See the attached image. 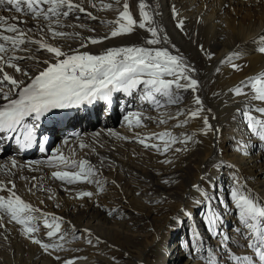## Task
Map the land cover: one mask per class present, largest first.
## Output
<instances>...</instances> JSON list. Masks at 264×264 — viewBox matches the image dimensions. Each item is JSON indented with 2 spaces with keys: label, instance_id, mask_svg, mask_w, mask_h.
Masks as SVG:
<instances>
[{
  "label": "bare ground",
  "instance_id": "bare-ground-1",
  "mask_svg": "<svg viewBox=\"0 0 264 264\" xmlns=\"http://www.w3.org/2000/svg\"><path fill=\"white\" fill-rule=\"evenodd\" d=\"M75 2L82 3L86 11L91 12L97 19H89L85 13H75L70 15L64 23L87 25L88 28L95 29V31H88L81 27L60 29L65 32L80 33L81 38L75 39H52L45 35V39H48L55 46H60L62 50H69V46L71 49L79 48L80 44L84 42L83 38L110 34L116 25L109 22L118 18L125 2L129 3L134 18L138 21L141 19L138 6L140 0H119V3H116L115 0H103L104 4H113L111 9L100 8V0H75ZM92 2L97 3L98 7L93 8ZM145 2L149 5L146 10L153 13L154 21L159 28L166 32L180 53L196 68L197 71L194 75L200 81L198 94L204 101L206 109L212 110L211 115H209V122L214 127H218L220 131L216 135L212 133L203 135L200 132L203 124L199 118L190 120L182 128H175L174 125L183 121L184 116L171 119L166 124H159L155 119H144L145 116L159 117V112L151 109L145 102L134 99L127 101L125 109L121 108L120 104H115L113 111L109 112L110 114L102 112V110L97 111L99 107H96L94 119H91L89 114H76L68 120V124L64 128L57 131L56 142L57 139L60 140L55 149L61 148L62 153L66 156H71L78 161L88 159L93 165H97L100 168L98 178L102 182L103 191H100V188L94 183L81 182L67 185L52 179L51 172L59 169L49 167L46 163L40 165L34 163L35 161H47L51 154L47 158L40 157L39 154L23 155L20 158L15 155L8 156L4 151L0 152V164L8 163L13 158L20 165L33 163L37 170L31 171L25 167L17 171L15 177H12L16 182L17 194L42 212L63 218L62 232L68 231L71 234L67 240L71 239L78 229L91 231L92 245L97 244L96 246L99 248L95 249L100 253L97 251L95 252L97 254H92L88 248L90 244L87 242L86 249H84L87 253L83 250H77L74 253L60 255V257L75 259V264H109L112 261L103 253L106 254L110 251L111 241L114 240L118 232L113 233L111 230L106 231L104 228L92 225L83 226L82 223L85 218H90L91 215L94 220L96 218L105 224L110 221V213L100 210V202L98 201L102 196H107L110 201H115L118 205L126 203L134 208L135 212H145L146 216L167 213L169 217H176V221H178L171 230L176 233L182 219L185 218V214L191 213L195 232L198 230L207 244L217 249L220 240L213 239L207 233L203 234V222L195 215L197 207L203 203L199 205L195 203L196 200L201 199V196L193 189V185H201L203 189L209 191L210 195H214L216 190L215 196L223 199L229 205L230 212L224 214V228L233 241H240V237L235 234L233 227L229 229L231 228V221H234L231 217L234 207L229 198V190L232 184L230 180L227 181L222 169H217L213 165L220 160L232 165L230 173L239 170L238 174L242 178L241 181H246L247 189L255 193L258 199L264 200V147H259L260 142L253 139L249 143L256 145V147L250 154H243L236 150L237 143L234 142V138L237 142H244L249 134L246 125L239 116L235 120L233 119L236 109L244 107L245 97H236L229 92V89L234 88L241 81L264 72V54L256 50L258 47L264 46L261 43L262 38H264V0H145ZM76 16H79L81 20L74 19ZM180 20L184 22L183 32L177 28ZM33 23L28 18L27 27H32ZM149 35L144 30L137 29L135 33L130 35L118 36L95 45L88 44L87 48H79V51L101 54L108 47L142 44V38ZM201 45L208 52L214 53L212 59L207 58V53L202 54ZM233 53H238V55L232 63L240 65V70H235L232 63H221ZM42 54L47 55L45 58L50 55L46 52L36 53L40 59H44L40 57ZM21 67L29 69L30 67L37 68V65L32 60H28L23 62ZM217 68H220L219 72L216 71ZM8 71L11 72V69ZM30 71L35 72L36 70L31 69ZM22 78L17 74V79ZM249 90L246 89L245 91ZM182 95L183 102L169 106L167 109L169 114L174 115L178 108L187 109L192 106L193 94L191 91L182 93ZM256 103L259 106H264V102ZM146 109L147 111H145ZM119 111L123 116H120ZM101 112L102 115H100ZM135 112L143 113L142 125L129 128L124 117ZM107 116L112 122H115L114 117L120 118V125L118 126L119 122L109 123ZM213 116L215 119L212 118ZM98 118H102L101 124L99 123L97 127L93 125L85 128V124L96 123ZM80 128H82V134L76 138L77 132L75 131ZM109 131L126 137H133L134 133L149 135L171 131L174 135H179L195 132L197 133L196 140L199 142L190 143L187 146V151L175 155L171 152L166 154L172 163H161L160 161L165 159V156L151 150H145L138 143L110 136ZM97 133L100 134L99 138L96 136ZM221 134H224L226 142H229V144L224 143L227 146L221 144L219 139ZM66 139L68 143L64 144ZM81 140L89 144L103 145L97 147L96 151L99 156L108 157L109 160L101 165L96 154L88 148H79ZM176 146L179 147V145ZM205 175L208 176L207 181L201 179ZM21 176L41 178L36 183L40 188L48 191L38 188L29 192L28 188L31 184L28 180L21 179ZM8 179L9 177L0 173V180L7 181ZM165 180H168V183H164ZM209 182L214 184L216 189L209 187ZM79 191H91L94 195L91 198L80 199L77 197ZM214 207L219 212H224L218 202H214ZM74 215L77 218L71 219ZM0 222L5 224L7 228L6 232L0 229V244L3 243L0 245V264H63L55 262L57 254L49 255L43 252L38 245L31 243L29 239L30 243L26 241L19 225L14 222L10 223L7 218ZM12 225L16 228H11ZM72 226H74L75 231H73ZM40 229H46L42 222L39 232ZM85 234V239L88 240V235ZM44 237H47L46 234L39 235V238L49 242ZM161 237V231L156 229L154 239L147 243L144 251L138 253V257L132 258L128 252H123L126 260L133 261V264H162L163 261L167 264L171 252L167 245L170 237L167 236L164 240ZM97 238H99V242H97ZM158 240L160 241L158 242ZM243 244L246 242L230 243L229 246L240 255L251 254V250L242 246ZM4 245L8 247L5 248ZM126 253H128V257H126ZM116 254L121 256L117 252ZM185 264H204V262L194 258L187 260Z\"/></svg>",
  "mask_w": 264,
  "mask_h": 264
},
{
  "label": "snow or ice",
  "instance_id": "snow-or-ice-1",
  "mask_svg": "<svg viewBox=\"0 0 264 264\" xmlns=\"http://www.w3.org/2000/svg\"><path fill=\"white\" fill-rule=\"evenodd\" d=\"M119 3V0H115ZM93 8L98 5L92 2ZM139 9L141 19L138 21L130 11L129 3L122 6L118 18L110 21L116 25L110 34L101 37H86L79 48H87L88 44L102 43L104 40L123 35H130L137 29L149 33L144 37L143 43L131 46L108 47L101 54H93L88 51L81 52L79 48L62 50L45 39V35L52 39L56 38H81L80 33L65 32L60 29L67 27H81L94 32L95 29L87 25H69L64 21L75 13H85L89 19H97L91 12H87L82 3L75 0H0V145L10 143L15 145L18 151H27L39 147L38 129L42 118L54 110L79 109L96 102H104L105 106L114 103L115 96L122 94L125 97L145 102L151 109L159 112V117H148L144 119H155L159 124H166L171 119L179 121L175 128L184 127L192 119H201L203 127L200 132L203 135L218 134L220 129L209 122L212 110L206 109L204 101L198 94L200 81L195 78L196 68L190 64L186 57L180 53L166 32H163L154 21L153 13L146 9L149 5L145 0H140ZM100 8L111 9L112 3L104 4L100 0ZM175 12V10H174ZM178 15V14H177ZM28 18L34 23L27 27ZM76 16V19H79ZM177 28L183 32L184 22L180 20ZM264 45V38L261 40ZM207 58L212 59L214 53L208 52L200 46ZM264 54V46L256 49ZM46 52L50 54L45 59H40L36 53ZM238 53L229 55L222 64L232 63ZM32 60L37 69L31 72L28 68L21 67L23 62ZM235 70H240V65L232 63ZM11 69V72L8 71ZM217 72L220 68L216 69ZM19 74L22 79H17ZM250 89L249 91H245ZM192 96L190 108H178L174 115L167 112L169 106L178 105L183 102L182 93L189 92ZM236 97H245L243 108H237L233 116H237L245 123L248 136L244 142L237 143V151L250 154L256 145H250L253 139L258 140L259 147H264V106L256 102H264V72L246 80L229 89ZM162 110V111H161ZM147 111V109L145 110ZM207 113V114H206ZM142 112H135L124 117L129 128L142 125ZM215 119V117H212ZM110 136L120 140L140 144L145 150L165 156L161 163H172L166 154L173 155L187 151L190 143L196 140L197 133H181L174 135L171 131L141 135L134 133L133 137L121 136L119 133L109 131ZM99 133L96 134L99 138ZM47 143V138H45ZM67 139L64 144H67ZM176 145H179L177 147ZM95 145L84 142L79 143L80 149L88 148L96 154L103 165L108 157L99 156ZM41 151L45 149L41 148ZM3 148H0V152ZM36 165L47 164V166L59 169L52 171L50 176L67 185L81 182L94 183L103 191L101 180L98 178L100 168L93 165L88 159L79 161L66 156L61 148H56L47 161H35ZM28 168L37 170L33 163L25 165L18 164L16 159H10L8 163L0 164V173L9 177L7 181L0 180V221L5 218L10 223L14 222L20 226L21 233L38 245L43 252L51 255L54 251L63 248V242H68L71 235L68 231L62 232L63 218L54 214L42 212L32 204L26 202L17 194L16 182L12 177L17 171ZM217 169L232 167L225 161L220 160L213 165ZM28 180L31 186L29 192L34 189H42L36 183L41 179L35 176L20 177ZM207 181L208 176H202ZM232 187L229 190V198L234 207L238 219V225H233V231L240 237V241H233L224 228V214L230 212L229 205L215 195H210L207 189L201 185L194 184L193 189L197 191L201 199L196 204H205L206 211L203 212L205 228L213 239H219L218 249L208 245L199 231L192 233L190 230L189 255L200 259L204 264H264V200L258 199L256 194L247 189L246 181H241L235 171L230 175ZM164 183H168L165 180ZM209 187L215 188L209 182ZM68 191V189H65ZM139 194V193H138ZM91 191H79L77 197L83 199L91 198ZM218 202L224 212H219L214 207ZM191 216V213H187ZM46 227V236L49 242L39 238L40 223ZM75 231L74 226H72ZM0 229L7 231L6 225L0 222ZM88 235V244H92L91 231L84 229ZM73 239L80 238L72 235ZM195 240L193 245L192 241ZM99 242V238H97ZM246 242L251 254L240 255L230 247V243L236 244ZM219 253V255H217ZM60 260V256H55ZM63 264H75V259L64 260Z\"/></svg>",
  "mask_w": 264,
  "mask_h": 264
},
{
  "label": "rangeland",
  "instance_id": "rangeland-1",
  "mask_svg": "<svg viewBox=\"0 0 264 264\" xmlns=\"http://www.w3.org/2000/svg\"><path fill=\"white\" fill-rule=\"evenodd\" d=\"M74 19H76V17H74ZM78 21L81 20V18L76 19ZM103 24V23H102ZM47 55L42 54L40 57L44 58ZM27 62V61H26ZM26 68V67H25ZM31 69H37L34 67H30L29 70ZM175 106V105H173ZM120 113V111H119ZM100 115H102V112L100 113ZM120 116H123L120 113ZM108 118V122H112L111 119L107 116ZM115 122L112 123H118V126L120 125V121L118 117H114ZM122 118V117H121ZM102 122V118H98L96 123H88L85 124V128L88 126H93L97 127V125H99V123L101 124ZM240 124V123H239ZM245 124V123H244ZM77 136L76 138L82 134V128L78 129L77 131ZM224 137V138H223ZM219 139L221 141V144L223 143V145L229 144V142H226V138L224 136V134L219 135ZM60 139H57V142H55V147L56 144L58 143ZM226 143V144H224ZM258 143V142H257ZM227 146V145H226ZM227 148V147H226ZM229 153V152H228ZM231 153V152H230ZM258 155V152H257ZM230 165V164H228ZM232 166V165H231ZM222 172L225 173L226 175V179L227 181L230 180V175L232 173H230V171L232 170L231 167L228 168H221ZM239 170H235L236 175H238L240 177V175L238 174ZM240 179L242 180V178L240 177ZM231 182V181H230ZM216 189V188H215ZM105 194V193H104ZM216 194V190L214 191V195ZM100 202V210L101 211H108V213H110V221H108L106 224L102 221H99L94 217L90 216V218H85L83 220V226H96V227H101L106 229V231H112L113 233H117V236H115L114 240L111 241V244L108 248L110 249V251L108 253H103V255L108 256L109 260L111 261V263L109 264H133V261H129L126 260L127 258H125L124 253L128 252L130 255H132V258H136L138 257V253L140 251H144L147 243L151 242L154 239V235H155V230L158 229L161 231V235H162V239H166L167 236L170 237L169 242L167 243L168 247L171 249L170 252V257L167 260V262L169 264H185V262L189 259H194L192 256L189 255V238H190V230L192 233H195L194 230V220L192 219L191 216L185 214V218L182 219V222L180 223V227L178 228V232H174L171 231L172 228H174V226H176V217H169V214H162V215H149L146 216L145 212H135L134 208H131L128 204L126 203H122L121 205L116 204L115 201H110L109 198L107 196H102L99 201ZM114 211V213L112 214V212ZM206 211V207L205 204H202L201 206L197 207L196 209V214L199 219L201 220V222H203V234H209L208 231L205 228V224L203 221V212ZM232 220L231 221V228L232 229L233 225H238V219L237 216L235 214V210H233L232 213ZM76 215L72 216L71 219H76ZM196 218V217H195ZM91 219V220H90ZM132 223V224H131ZM135 223V224H134ZM182 227V228H181ZM11 228L15 229L16 226H11ZM205 230V233H204ZM47 232V230L45 229H40L39 235H45ZM177 234V236H175ZM236 234V233H235ZM75 235H79L80 238L78 239H68V242H63V248L59 251H54L53 254H57L58 256H60L63 253H74L77 250H83L86 244H87V240L85 239L86 234L83 232L82 229H78L76 231ZM116 235V234H115ZM23 238L28 241L30 243V241L23 235ZM44 239L48 240L47 237H44ZM161 239V240H162ZM219 241V239H217ZM160 240H158L159 242ZM98 242V241H97ZM179 242V243H178ZM181 243V244H180ZM182 243H184L182 245ZM193 245L195 244V240L192 241ZM99 244V243H98ZM0 245H3V243H1ZM97 245V244H96ZM96 245H90L88 248L89 250H91L90 252H92V254H97L95 252H97L98 250L95 248H99ZM178 245H180V247H178ZM5 248H7L8 246H5ZM113 247V248H112ZM177 248V249H176ZM1 249V248H0ZM176 249V250H175ZM175 251V252H174ZM87 253V251H85ZM100 253V251H98ZM116 252L121 255L118 256L116 254ZM124 252V253H123ZM128 253H126V257H128ZM91 254V253H88ZM112 257V258H110ZM64 260H68V258L65 257H61L60 260H55V262L57 263H63ZM114 261V262H113ZM162 264H165L164 261L161 262ZM167 263V264H168Z\"/></svg>",
  "mask_w": 264,
  "mask_h": 264
}]
</instances>
